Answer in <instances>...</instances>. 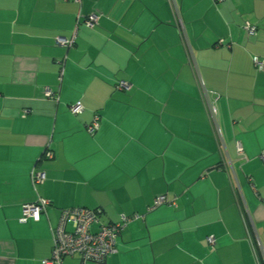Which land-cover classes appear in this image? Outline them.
<instances>
[{"label": "crops", "instance_id": "1", "mask_svg": "<svg viewBox=\"0 0 264 264\" xmlns=\"http://www.w3.org/2000/svg\"><path fill=\"white\" fill-rule=\"evenodd\" d=\"M175 2L184 35L167 0H0V264L49 259L50 228L74 207L101 210L105 225L139 216L107 264H264V69L253 62L264 60V0ZM93 13L99 24L78 25L72 48L55 44ZM34 168L46 176L35 189ZM160 195L177 206L149 212ZM38 198L46 214L21 223Z\"/></svg>", "mask_w": 264, "mask_h": 264}, {"label": "built area", "instance_id": "2", "mask_svg": "<svg viewBox=\"0 0 264 264\" xmlns=\"http://www.w3.org/2000/svg\"><path fill=\"white\" fill-rule=\"evenodd\" d=\"M63 2L69 0H61ZM77 6H81L82 0H70ZM217 3H221L224 0H214ZM169 7L172 11L175 26L181 35H184V24L180 14V7L175 0H167ZM101 19V15L97 13L90 14L87 17H82L80 14L77 16V27L71 38L57 37L55 44L59 47L70 49L75 45L77 37L78 25L83 24L88 29H94ZM243 31L248 36L254 37L257 34V27L246 22L242 26ZM226 46L231 48V43L225 44L221 39L217 43V47ZM190 58H193L192 52H189ZM253 62L258 71L264 69V60H260L257 57H253ZM63 69V65H62ZM63 70L61 71V75ZM201 90L207 93L203 84L200 82ZM115 89L118 91H129L131 85L119 81L115 85ZM44 96L46 99L59 101L57 92L52 91L49 88L44 89ZM215 98V100H217ZM208 118L211 123L217 122V108L215 103L207 101L205 103ZM84 107L81 102H77L69 107V111L72 115L76 116L82 113ZM28 113L24 111L23 117ZM101 118L99 115H94L90 124L85 126L86 132L93 136L100 128ZM237 154L246 160L242 145L236 142ZM45 160H53L54 154L46 148L43 154ZM264 160V154L261 155ZM31 185L35 189L38 185H41L46 180L44 171H37L35 168L30 174ZM252 186V184H251ZM253 187V186H252ZM264 203V199L261 200ZM50 206V201L42 198H38L31 204L23 206L21 223H27L29 220L38 222L43 214H46L47 208ZM163 206L176 207V200H169L167 195H160L154 199L152 206L149 208V212L154 211ZM101 210H89L85 208H72L61 211L58 223L55 227H51L52 248L51 256L47 260H43L42 264H63L65 259L77 258L79 264H107L109 257L117 253V242L127 224L133 220L139 219V216L127 217L122 215L119 222L114 224H102L100 222ZM72 227L71 231H67V225ZM208 247L212 250L215 246V239L213 237L207 238Z\"/></svg>", "mask_w": 264, "mask_h": 264}, {"label": "trees", "instance_id": "3", "mask_svg": "<svg viewBox=\"0 0 264 264\" xmlns=\"http://www.w3.org/2000/svg\"><path fill=\"white\" fill-rule=\"evenodd\" d=\"M74 208H78V207H74ZM70 209H72V208H70Z\"/></svg>", "mask_w": 264, "mask_h": 264}]
</instances>
